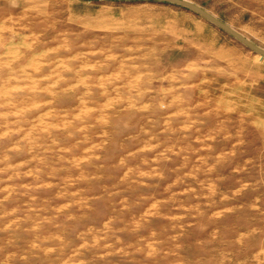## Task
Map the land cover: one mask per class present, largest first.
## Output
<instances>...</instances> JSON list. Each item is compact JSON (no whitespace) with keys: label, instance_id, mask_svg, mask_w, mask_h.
<instances>
[{"label":"rangeland","instance_id":"rangeland-1","mask_svg":"<svg viewBox=\"0 0 264 264\" xmlns=\"http://www.w3.org/2000/svg\"><path fill=\"white\" fill-rule=\"evenodd\" d=\"M264 49V0H187ZM0 264H264V58L161 1L0 0Z\"/></svg>","mask_w":264,"mask_h":264},{"label":"water","instance_id":"water-1","mask_svg":"<svg viewBox=\"0 0 264 264\" xmlns=\"http://www.w3.org/2000/svg\"><path fill=\"white\" fill-rule=\"evenodd\" d=\"M104 1H161L166 3L175 4L178 6H182L185 8H188L203 18L207 19L208 21L212 22L213 24L217 25L236 39H238L241 43L246 45L248 48L252 49L254 52L258 53L262 58H264V49L256 45L254 42L246 38L244 35L239 33L238 31L234 30L232 27L227 25L226 23L222 22L218 18H216L214 15L203 9L202 7L187 1V0H104Z\"/></svg>","mask_w":264,"mask_h":264}]
</instances>
